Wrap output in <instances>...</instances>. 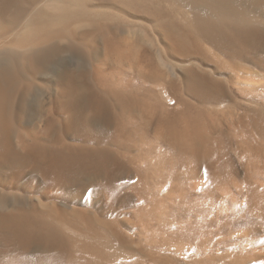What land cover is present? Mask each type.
<instances>
[{"label": "bare ground", "instance_id": "obj_1", "mask_svg": "<svg viewBox=\"0 0 264 264\" xmlns=\"http://www.w3.org/2000/svg\"><path fill=\"white\" fill-rule=\"evenodd\" d=\"M137 34L169 103L112 64ZM149 258L264 264V0H0V264Z\"/></svg>", "mask_w": 264, "mask_h": 264}, {"label": "rangeland", "instance_id": "obj_2", "mask_svg": "<svg viewBox=\"0 0 264 264\" xmlns=\"http://www.w3.org/2000/svg\"><path fill=\"white\" fill-rule=\"evenodd\" d=\"M159 36L161 37V34ZM125 37L127 39V40L125 39V43L127 44V48H128L127 54L126 56H124L125 59L121 61L119 60L120 58H118V60H116L115 58H117V56H114L113 57L114 61L112 62V64L116 66L120 71L122 70L123 72H125V76L131 79L135 83L134 84L136 85L135 88L146 89L151 92L154 98H158L160 102L169 103L168 99H170V95H166L169 92L165 91L163 88L165 84L164 80L166 78V80L171 82L172 84L171 89L174 91L173 87L177 83L180 84V82L178 81L179 79H181V77L179 76L180 78L177 77L178 78L177 79L176 77L174 78V76L169 77L167 74L164 75V78L156 77L154 75L150 76L153 69H156L157 71H160V72L161 71L165 72V69L163 70V67L159 61L158 55H156L155 53H151V50H148L146 51L145 54H143L145 55V57L142 58L141 60L140 54H139L141 53L140 51L141 48L143 47L147 48L149 46L145 38L141 34H137L136 37H131V38H128V36H125ZM160 37L158 38V40L161 42L159 43L162 44L163 38L162 37L160 38ZM64 57L66 56L64 55ZM118 61H121L119 63H122V64H119ZM144 64H149L152 69L144 68V67L141 69L140 67L144 66ZM170 104H172V102ZM173 107L176 108L177 105L173 104ZM137 115L138 113L136 114V116ZM149 138H150L149 139L150 142L152 144H155L157 149L159 150L163 149L162 146H160L158 143H155L153 133L149 134ZM143 146L145 147L146 144ZM178 158L179 157L177 154H173V159L175 160V161L173 160L174 162L173 172H174V177L176 178H173V180H170L169 184L172 183L171 185L172 187L170 186V192H171V195L176 199V201L185 200V203H183V205L178 202L179 204L178 207L185 210L186 209L185 206L188 205L186 203V198L192 195L198 200V196H199L198 194L206 183L204 181H207V180H204L200 176L195 177L196 170L193 172L194 166L193 168L190 169V166L188 165L184 166L182 163H179ZM132 177L133 175L128 174V176L126 177V180L129 181L130 179H132ZM184 244L186 245V249H187L188 242H185ZM173 248L177 249L176 245H174ZM143 264H159V263L157 260L153 261V259L149 258V259H146Z\"/></svg>", "mask_w": 264, "mask_h": 264}]
</instances>
